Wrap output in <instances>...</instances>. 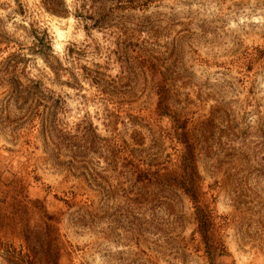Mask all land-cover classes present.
I'll list each match as a JSON object with an SVG mask.
<instances>
[{
	"label": "rangeland",
	"instance_id": "374dc122",
	"mask_svg": "<svg viewBox=\"0 0 264 264\" xmlns=\"http://www.w3.org/2000/svg\"><path fill=\"white\" fill-rule=\"evenodd\" d=\"M51 6L0 0V264H264V0Z\"/></svg>",
	"mask_w": 264,
	"mask_h": 264
},
{
	"label": "trees",
	"instance_id": "16d2710c",
	"mask_svg": "<svg viewBox=\"0 0 264 264\" xmlns=\"http://www.w3.org/2000/svg\"><path fill=\"white\" fill-rule=\"evenodd\" d=\"M55 1H56V0H44V3L46 4V6H47L49 9H52V10H53V8H52L51 5H52ZM53 11H55V10H53ZM56 13L60 14L61 11H57Z\"/></svg>",
	"mask_w": 264,
	"mask_h": 264
}]
</instances>
